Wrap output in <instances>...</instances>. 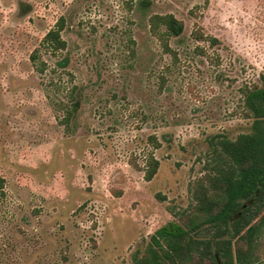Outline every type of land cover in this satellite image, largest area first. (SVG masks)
<instances>
[{
	"label": "rangeland",
	"instance_id": "1",
	"mask_svg": "<svg viewBox=\"0 0 264 264\" xmlns=\"http://www.w3.org/2000/svg\"><path fill=\"white\" fill-rule=\"evenodd\" d=\"M138 1L0 0V264H136L211 186V136L250 131L240 87L264 74V0H150L148 15L184 22L192 52L162 93L131 61L132 48L157 50ZM61 18L67 48L54 56L42 40ZM36 49L48 69L70 59L73 79L50 73L61 91L36 71ZM75 84L85 99L70 134L58 102ZM151 151L160 167L146 180Z\"/></svg>",
	"mask_w": 264,
	"mask_h": 264
},
{
	"label": "trees",
	"instance_id": "2",
	"mask_svg": "<svg viewBox=\"0 0 264 264\" xmlns=\"http://www.w3.org/2000/svg\"><path fill=\"white\" fill-rule=\"evenodd\" d=\"M137 5L148 19L149 32L157 42V50L132 48L131 61L144 75L156 74L162 93L170 88L180 55L192 53L183 46L185 24L173 13L148 15L150 0H139ZM64 27L65 21L61 18L42 40L46 51L54 56L67 48V41L62 37ZM194 38L209 39L212 45L220 42L217 37L205 36L201 31H195ZM195 51L204 53L201 46H196ZM156 60H163L164 65L159 68ZM31 61L40 74L62 69L72 79L74 77L68 70L71 61L67 56L57 61L59 67L48 69V61L42 59L36 49L31 54ZM54 83L59 91L60 85L50 74L48 84ZM64 90V98L58 102L63 111L60 121L66 132L73 134L85 90L77 84ZM240 93L242 114L252 119L250 131L239 133L235 138L225 134L211 136L209 144L214 171L211 186L197 190V203L187 222L171 220L156 231L142 256L135 258L136 264H264V74L260 84L246 83L240 87ZM151 141L154 148L161 146L156 135ZM159 167L160 160L153 151L148 152L142 168L145 179L152 180ZM3 183L4 178L0 177L1 191Z\"/></svg>",
	"mask_w": 264,
	"mask_h": 264
}]
</instances>
